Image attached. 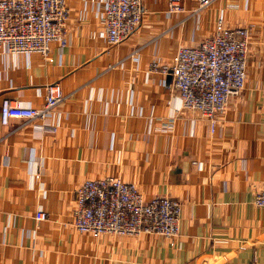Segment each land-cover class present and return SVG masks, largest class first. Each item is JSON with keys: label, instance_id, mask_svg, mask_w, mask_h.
I'll use <instances>...</instances> for the list:
<instances>
[{"label": "crops", "instance_id": "crops-1", "mask_svg": "<svg viewBox=\"0 0 264 264\" xmlns=\"http://www.w3.org/2000/svg\"><path fill=\"white\" fill-rule=\"evenodd\" d=\"M64 3L65 44L50 43V62L0 50V101L39 107L53 82L62 94L44 120L0 123V264H264V209L251 202L264 188V0H179L175 13L166 0H140L139 25L114 45L105 0ZM217 19L245 28L248 42L243 88L210 131L150 65L196 46ZM104 177L177 200L172 242L76 232L77 186Z\"/></svg>", "mask_w": 264, "mask_h": 264}, {"label": "built area", "instance_id": "built-area-1", "mask_svg": "<svg viewBox=\"0 0 264 264\" xmlns=\"http://www.w3.org/2000/svg\"><path fill=\"white\" fill-rule=\"evenodd\" d=\"M194 1L196 9H202L216 0ZM166 10L175 13L182 6L179 0H166ZM141 13L140 0H105L106 43L114 45L127 39L139 25ZM65 23L64 0H0V50L38 54L50 62V43L65 44ZM247 42L245 28H226L217 19L210 36L196 46L179 47L167 64L152 63L150 67L170 76L181 106L198 111L212 131L215 116L227 99L243 88ZM61 100L57 82L44 86L39 107H20L3 98L0 123L10 117L44 120ZM251 202L264 209V188L254 194ZM179 214L180 203L174 198L144 199L133 183L118 177L93 178L83 180L75 190L71 225L76 232L93 237L154 234L172 242L177 235ZM44 218L41 210L33 213L35 222Z\"/></svg>", "mask_w": 264, "mask_h": 264}]
</instances>
